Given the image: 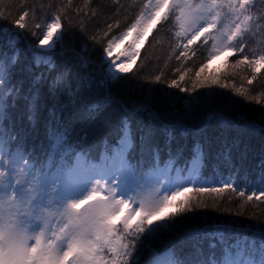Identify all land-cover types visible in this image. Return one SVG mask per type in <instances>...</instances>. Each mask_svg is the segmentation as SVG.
Here are the masks:
<instances>
[{
  "label": "snow or ice",
  "instance_id": "6c2138e0",
  "mask_svg": "<svg viewBox=\"0 0 264 264\" xmlns=\"http://www.w3.org/2000/svg\"><path fill=\"white\" fill-rule=\"evenodd\" d=\"M89 2L84 0L85 6ZM71 4L72 0H67L57 8L35 44L22 31L29 27V9L12 18L11 26L4 25L8 17L0 10V264H264V236L253 239L229 231L227 225L192 229L159 250L152 247L162 233L176 227V217L209 206L202 196L223 199L226 193H236L242 200L240 209L253 199L264 202V173L255 184L245 182L250 190L247 195L243 188L237 192L240 180L232 174L217 175L214 171L211 177L206 176L211 145L201 140L195 141L184 165L177 166L185 149L177 146L173 152L175 137L171 131L166 133L161 149L151 124L134 130L128 119L129 113L148 112L151 119L158 120V114L145 102L129 108L112 95L110 88L132 71L133 58L140 54L137 42L171 16L179 28L175 33L177 47L184 49L177 60L187 59L189 46L201 37L205 43L212 40L209 59L222 51L229 56L239 53L233 68L246 67L251 77L247 79L248 88L233 84L232 91L264 104V89L255 95L251 92L253 81L264 69V48L249 49L251 58L245 54L249 40L264 34V7H260L264 0H145L134 22L118 36L108 39L113 27L119 26L117 21L108 24L106 31L97 29L85 37L93 44L107 40L102 44L107 70L98 82L85 83L80 77L75 85L65 82L71 69L51 81L41 71L55 68V57L66 51L77 56L81 67L88 65L86 48L81 49L83 55L74 49L65 50L66 38L74 39V34L70 19L65 31L61 17ZM40 7L43 10L44 6ZM75 11L79 14L82 9ZM31 12L35 20V8ZM34 27L42 26L37 23ZM79 28L84 34L83 20ZM134 31L136 38L127 49L114 55V45L123 43ZM255 43L264 45V40ZM29 55L31 60L27 61ZM206 67L207 63L201 64L191 87H182L188 69L176 68L174 72L180 74L171 81L162 80L163 73L144 79L150 84L167 83L182 92H195L198 87L220 84L218 76L201 78ZM93 86L104 90L103 98L80 108L85 89ZM222 86L229 87L227 83ZM62 96L67 97L66 102ZM233 103L240 101L233 99ZM114 106L125 113L115 144L105 140L103 152L93 156L86 148L98 130L93 126H109L107 113ZM191 108L186 105L187 110ZM82 119L85 126L77 130ZM213 119L225 128L240 127L217 113L209 114L208 120ZM191 134L189 129L182 133L185 137ZM163 150H167L166 161L161 159ZM223 160L231 162L230 151L223 154ZM254 188H259V193ZM228 199L230 202L231 196ZM190 240L194 241L192 252L186 254ZM146 249L151 256L144 260Z\"/></svg>",
  "mask_w": 264,
  "mask_h": 264
},
{
  "label": "trees",
  "instance_id": "16d2710c",
  "mask_svg": "<svg viewBox=\"0 0 264 264\" xmlns=\"http://www.w3.org/2000/svg\"><path fill=\"white\" fill-rule=\"evenodd\" d=\"M49 3L52 4L51 8L47 7ZM144 3L145 0H118V2H114V0H90L85 6L84 0H72L71 7L61 17L65 31L68 30V20L70 19L71 31L74 34V39L69 40L66 38L65 50L74 49L76 53L83 55L85 53L81 49L86 48L89 62L86 67H81L77 62V56L72 51H66V54L55 57V68L51 70L41 69L46 79L51 81L61 73L71 69V75L66 77V83L70 82L75 85L80 77L85 78V83L89 80L98 82L106 69L102 56V44H106L107 40H104L102 44H93L91 41H86L85 37L95 34L97 29L106 31L108 24H115L117 21L119 26L113 27L108 34V39L118 35L134 22ZM64 4H67V0H3L0 10H3L8 17L3 21L4 25L11 26L12 18L18 17L26 8L29 9L30 15L26 18L29 27L22 31H24L27 40L35 44L41 37L43 22L49 21L57 8ZM41 5L44 6L43 10H41ZM33 8H35V20L32 19L31 9ZM77 8L82 9L79 14L75 11ZM93 12L96 13L94 16L92 15ZM85 13H87V16H85ZM81 20L84 21V34L81 33L79 28ZM37 23L41 24L40 29L34 27ZM173 31H175V26L171 16L168 20L159 23L151 37V40L155 39L154 44H151L152 46H150L151 48L146 52V55H144V52L137 63L138 65L136 64L137 66L131 72L124 74V79L110 86L112 95L126 103L129 108L140 102L149 104L150 111L158 114V120L151 119L148 112L129 113L128 119L134 130L151 124L157 132V143L161 149H163L166 142L168 131H171L175 137L173 152L177 146H184V155L186 152H191L192 145L196 140L205 141L211 145L208 149L209 157L206 161V176L211 177L215 171L217 175L227 176L233 174L234 178L238 177L240 182L243 175L256 183L264 173V168L261 167L262 162H264V104L246 100L232 91L233 84L235 87H241V85L245 88L249 87L247 79L251 77L250 70L243 66L241 69L222 70L218 76L220 84L198 87L195 92H182L178 88L169 87L167 83L150 84L144 77H154L163 73L162 80L171 81L177 79L180 74L174 72V70L181 68V71L184 69L189 70L182 87H191V82L195 80V72L199 70L201 64L207 63L205 61L207 51L205 50L206 53L202 52L201 49L197 51L193 46H189L187 59L181 57L180 60H177L176 57L183 50L177 49V45H172ZM32 32H35L36 35L33 36ZM246 52L248 51L245 48V54L248 55L249 53ZM249 57L251 58V55ZM239 58L240 54L236 53L228 56L227 61L234 64ZM30 60L31 56L29 55L27 61ZM22 61L27 62L23 58ZM140 62L141 64H139ZM203 77L205 76H201V78ZM224 83H227L229 87H223ZM27 87L26 82L24 85L25 90ZM261 89H264V69L261 70V73L251 85L253 95ZM45 91H47V88H45ZM103 95L104 90L102 88L93 86L90 89H85L83 103L79 107L83 108L84 104L96 102L102 99ZM233 99L240 101V103H233ZM61 100L66 102L67 97L62 96ZM19 103L23 104V101ZM186 105H192L190 111L186 109ZM210 113H217L234 120L240 127L225 128L218 119L209 121L208 116ZM194 114L196 115L193 116ZM67 115L68 113H65V116ZM84 115L86 116L87 113H84ZM124 116L125 113L114 106L107 113L110 121L109 126L104 127L102 124L93 126L98 130L89 138L86 145L87 150L93 156H96V147L102 146V143L97 142L99 137L117 133L120 121ZM240 117H243V119H240ZM174 122L175 124H172ZM191 122H198L197 127L200 129L195 130V127L191 130L192 134L185 137L182 133L185 129H188L186 127ZM245 125H248V127H245ZM84 126L82 119L76 127L79 130ZM185 138L190 139V141L186 143ZM108 143L111 142L108 141ZM226 146H232L230 148L232 149V164L225 163L223 160L222 153L225 152L223 147ZM138 155L139 149H137V158ZM161 159L162 161L168 160L167 150L162 151ZM186 160L185 156L178 165L182 167ZM253 169H255L254 172ZM240 190L241 187H238L237 192ZM247 194L249 193L246 192ZM229 196H231L230 202ZM201 199L209 206L186 213L183 218L176 217L179 221L176 227L171 232L162 233L153 242L152 247L159 250L164 245L184 237L192 229L212 226L227 225L229 231L234 230L253 239L264 236V202L253 199L252 202L245 205L244 209H240L238 205L242 203V200L236 193L232 195L226 193L223 199H218L214 195H205ZM223 209H229L230 211L225 212ZM241 211L243 215L235 214ZM192 243L194 241L190 240L185 247L186 254L192 252ZM203 244L207 248V240L203 241ZM150 256L151 252L146 249L143 259L147 260Z\"/></svg>",
  "mask_w": 264,
  "mask_h": 264
},
{
  "label": "bare ground",
  "instance_id": "6f19581e",
  "mask_svg": "<svg viewBox=\"0 0 264 264\" xmlns=\"http://www.w3.org/2000/svg\"><path fill=\"white\" fill-rule=\"evenodd\" d=\"M260 7H264V5H260ZM47 22H50V20L49 21H47ZM46 21H44L43 22V24H42V26L44 25V24H46L47 23ZM42 31H43V28H42ZM42 33V32H41ZM175 31H173V33H172V40H173V43H172V45L173 46H175V45H177L178 43H179V40L177 39V37L175 36ZM258 40H264V34H260V35H257V37H255L254 38V40H249V42H248V46L246 47V50L248 51V52H246V53H249L248 55L250 56H252V53H251V51L249 50V49H251V48H257L258 50L260 49V48H264V45H259V44H257V43H255V41H258ZM143 42L144 41H141V43H139V44H143ZM185 42V41H184ZM211 45H212V40L211 41H207V43H205L204 42V38H200V40H198V41H195L194 43H193V47H194V49L195 50H202V52H205L206 53V51H207V55H206V59H205V61H207V62H209L210 61V59H209V57H208V52H209V50L211 49ZM142 46V45H141ZM140 48V47H139ZM173 48V47H172ZM176 48V47H175ZM177 49H179V50H183L184 51V49L182 48V47H178ZM206 50V51H205ZM234 50V49H233ZM232 50V51H233ZM201 52V53H202ZM225 53H228V52H226L225 51ZM229 56V55H228ZM228 59V58H227ZM228 62V61H227ZM230 65H234V64H231V63H229ZM220 71V70H219ZM207 75H213V74H211V73H208ZM206 76V75H205ZM211 77H213V76H211ZM171 104V103H170ZM173 106H174V103L172 104ZM175 106H176V104H175ZM173 112H175V111H173ZM170 114V113H169ZM172 115H174L175 116V114H173V113H171ZM196 114H194L193 116H195ZM178 122V121H177ZM207 122L209 123V121L207 120ZM180 123V122H179ZM172 124H175V122L174 123H172ZM198 126V122H191V123H188V125H187V127L186 128H188L189 130H192V129H194L195 127V130H198V129H200V128H198L197 127ZM118 132L117 133H113V134H111L110 136H107V135H104V136H101V137H99V139H98V143H102V146H100L99 148H97L96 147V156H98L99 154H101L102 152H103V149H104V141L105 140H107V141H110L111 143L110 144H115V141H116V138H117V136H118ZM184 141L187 143V142H189L190 141V139H188V138H185L184 139ZM158 142V141H157ZM195 143V142H194ZM194 143H193V145H194ZM192 145V146H193ZM232 146H226V147H223V150L225 151V152H227V151H230V152H232V149H230ZM221 149H222V146H221ZM226 149V150H225ZM224 152V153H225ZM224 153H222V154H224ZM221 154V155H222ZM186 156V159H188L190 156H191V152L189 153V152H186L185 153V155H184V157ZM229 164H232V162H230ZM177 166H180V165H177ZM181 167V166H180ZM253 172L255 171V169H253L252 170ZM233 175V174H232ZM234 176V175H233ZM244 179H246V180H244ZM247 181H251L253 184H255V182H253L252 180H249L248 178H246L245 176H241V182H240V187L241 188H243L247 193H250V190L249 189H247V185H246V183L245 182H247ZM252 190H255V191H257L258 193H259V191H260V189L259 188H254V189H252ZM229 194H233V193H229Z\"/></svg>",
  "mask_w": 264,
  "mask_h": 264
},
{
  "label": "rangeland",
  "instance_id": "374dc122",
  "mask_svg": "<svg viewBox=\"0 0 264 264\" xmlns=\"http://www.w3.org/2000/svg\"><path fill=\"white\" fill-rule=\"evenodd\" d=\"M164 20L162 19L160 22L157 23V25L153 28L150 29V31L148 33H146L140 41L137 42L138 44V47L139 50L141 51L140 54L138 56H135L133 59H134V63H132L130 65V67L132 68V70L138 65L137 63L139 62L140 58L142 57V55H146L147 51L150 50V46H152L151 44L153 43V41L155 39H152L151 40V37L153 35V33L155 32V29H157V26L159 25V23L163 22ZM175 26V32L179 31V28L178 26ZM129 27V26H128ZM127 27V28H128ZM126 28V29H127ZM125 29V30H126ZM124 30V31H125ZM123 31V32H124ZM122 33V32H121ZM120 34V33H119ZM118 34V35H119ZM217 33L215 31H213V35H216ZM118 35H115V36H118ZM155 37V36H154ZM41 38V37H40ZM136 38V33L135 31L132 32L131 35L128 36L127 40H125L123 43H117L114 45V48H113V54L115 55L116 53H119V52H122V51H125L127 49V45L128 43L135 39ZM204 38V37H201V39ZM141 41H144L143 44H139L141 43ZM209 41H211V39H209ZM157 42H159V40H157ZM187 41L185 40L184 43H186ZM154 44V43H153ZM142 45V46H141ZM192 46V45H191ZM143 51V53H142ZM226 57L228 58V53H225V51H222L220 52L219 54H216L213 58H210V61L207 62V67L205 68L204 72L201 74V76H207V77H211V76H219L220 72L222 70H229V69H233V65H230L229 62H227V59ZM137 64V65H136ZM141 64V62L139 63ZM107 69H105L106 71ZM220 70V71H219ZM131 72V71H130ZM129 73V72H128ZM208 73H211L213 75H207ZM127 74V73H126Z\"/></svg>",
  "mask_w": 264,
  "mask_h": 264
}]
</instances>
